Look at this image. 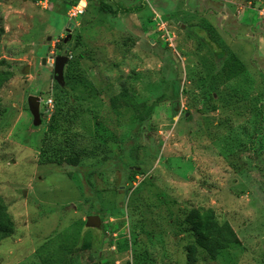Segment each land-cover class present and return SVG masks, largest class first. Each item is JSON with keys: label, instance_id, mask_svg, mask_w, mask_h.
<instances>
[{"label": "rangeland", "instance_id": "rangeland-1", "mask_svg": "<svg viewBox=\"0 0 264 264\" xmlns=\"http://www.w3.org/2000/svg\"><path fill=\"white\" fill-rule=\"evenodd\" d=\"M78 1L0 0L13 75L0 89V198L15 226L0 264H28L59 235L74 264H186L176 219L196 208L240 242L196 264H264V0H85L70 20ZM231 55L244 72L228 79ZM122 88L150 107L146 121L126 112L115 127L109 100ZM56 111L86 154L75 168L39 162Z\"/></svg>", "mask_w": 264, "mask_h": 264}, {"label": "trees", "instance_id": "trees-1", "mask_svg": "<svg viewBox=\"0 0 264 264\" xmlns=\"http://www.w3.org/2000/svg\"><path fill=\"white\" fill-rule=\"evenodd\" d=\"M142 8V6H135L124 12L136 13ZM102 9L110 10L104 5ZM225 62L228 66L226 72L228 79H233L244 72L243 64L233 55ZM12 76L7 63L0 60V89L10 81ZM109 107L115 115V127L120 126L121 116L126 112L130 113L129 123H142L148 119L151 113L150 107L146 106L144 102H138L126 88H122L110 98ZM108 121H110V118H108ZM70 123L71 121L66 117V112L61 114L56 111L53 113L48 123V130L45 132L41 143L40 163L75 168L86 156L84 151L77 145L80 137L68 130ZM104 124L102 121L96 126H103ZM97 129H95L94 134L99 138L102 137L105 142H109L110 139L111 142H114L112 136L103 135ZM176 226L179 232L183 233L188 239V243L184 246L186 264H196L200 258V252L203 257L215 260L221 251L228 249L231 245L240 243L231 225L228 222L219 224L216 221L214 211L210 208H196L184 212L181 218L176 219ZM14 227L7 206L0 198V241L10 237L14 232ZM69 241L60 235L47 240L33 252L32 260L28 264H74L73 251L68 243ZM92 262L88 264H97ZM142 264H145V261Z\"/></svg>", "mask_w": 264, "mask_h": 264}, {"label": "water", "instance_id": "water-1", "mask_svg": "<svg viewBox=\"0 0 264 264\" xmlns=\"http://www.w3.org/2000/svg\"><path fill=\"white\" fill-rule=\"evenodd\" d=\"M72 26L70 25L66 31L69 32L70 28ZM68 38H70V34L68 33L67 36L65 37V39L63 40L64 43L67 42ZM67 61V57H63V56H58L55 59V73L58 74V76H60L61 71H62V67L64 65V63ZM43 63H45V60L43 59ZM39 105H40V99L38 97H34V96H29L27 98V106H28V110L32 116L33 119V126L38 127L41 124V116H40V109H39ZM101 226V219L99 216L97 215H90L86 218L85 221V227L88 229H98Z\"/></svg>", "mask_w": 264, "mask_h": 264}, {"label": "built area", "instance_id": "built-area-1", "mask_svg": "<svg viewBox=\"0 0 264 264\" xmlns=\"http://www.w3.org/2000/svg\"><path fill=\"white\" fill-rule=\"evenodd\" d=\"M40 3H43L44 6L47 5L48 0H38ZM85 6V0H79L77 3L69 7L67 17L68 19L77 18L78 15H81L83 12V8ZM261 14V13H260Z\"/></svg>", "mask_w": 264, "mask_h": 264}, {"label": "flooded vegetation", "instance_id": "flooded-vegetation-1", "mask_svg": "<svg viewBox=\"0 0 264 264\" xmlns=\"http://www.w3.org/2000/svg\"><path fill=\"white\" fill-rule=\"evenodd\" d=\"M68 33V32H67Z\"/></svg>", "mask_w": 264, "mask_h": 264}]
</instances>
